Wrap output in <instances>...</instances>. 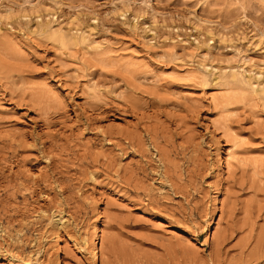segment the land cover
<instances>
[{
  "label": "rangeland",
  "instance_id": "1",
  "mask_svg": "<svg viewBox=\"0 0 264 264\" xmlns=\"http://www.w3.org/2000/svg\"><path fill=\"white\" fill-rule=\"evenodd\" d=\"M263 88L264 0H0V264H264Z\"/></svg>",
  "mask_w": 264,
  "mask_h": 264
},
{
  "label": "bare ground",
  "instance_id": "2",
  "mask_svg": "<svg viewBox=\"0 0 264 264\" xmlns=\"http://www.w3.org/2000/svg\"><path fill=\"white\" fill-rule=\"evenodd\" d=\"M231 77H232V80H235L236 79L235 73H232L231 74ZM222 158H223L224 165L220 168V175L223 177L225 173H227L228 171L231 170L232 165H233L232 164L233 163L232 161H234L233 159L236 158V155L234 153H232V152L229 151V152H226L223 155ZM218 193L222 194L221 189H219ZM221 202H222V200H221ZM216 206L217 205H216V202H215V207ZM216 209H217V207H216ZM100 216L103 217L104 216V213L103 214L100 213ZM59 220H61V219H59ZM64 224L65 223L62 221V224H61L60 228H64ZM218 226H219V221L217 222L216 227H215V230L213 231V236H216L219 233L218 232ZM56 227H57V225H56ZM101 232H102V227L100 229L99 227L95 226L93 228L92 237H91V240L90 241H88V240H86L84 238L82 239V242H81V240L80 241L75 240V239L72 240L73 243L75 244V246H77L79 250H82L83 252H85L86 250L89 249L88 250V253L90 254L89 257H91V259L93 261H95V262L97 260H99V259L101 260V255H102V251H101V244H102V237L101 236H102V234H101ZM61 236H58L57 237V241H56V246H57V252L56 253H57V255L55 256V261H54L55 264H60V259L58 257V254H59V251L63 249L64 242H66V240L63 237H61ZM76 239H78V238H76ZM204 244H206V242Z\"/></svg>",
  "mask_w": 264,
  "mask_h": 264
}]
</instances>
